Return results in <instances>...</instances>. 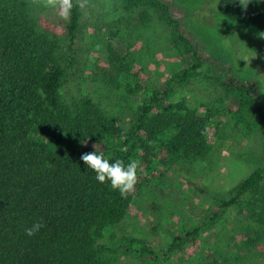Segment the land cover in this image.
I'll return each mask as SVG.
<instances>
[{
    "label": "trees",
    "instance_id": "obj_1",
    "mask_svg": "<svg viewBox=\"0 0 264 264\" xmlns=\"http://www.w3.org/2000/svg\"><path fill=\"white\" fill-rule=\"evenodd\" d=\"M157 1L166 11L161 19L188 45L187 51L199 57L195 45L181 35L174 12L161 0L153 7ZM216 10L223 21L264 32V9H254L253 0L246 8L239 0H217ZM79 21L80 9L73 7L66 25L69 49ZM66 56L58 42L38 28L28 0H0V264H107L104 254L115 250L149 256L152 264H160L170 252L211 230L242 197L251 196L264 211V169L257 168L227 197L217 199V209L199 226L173 237L164 250L101 244L104 233L125 218L137 189L151 183L149 172L209 153L210 121L216 114L208 108H190L184 101L164 102L173 85L197 72L201 65L197 63L154 90L123 126L91 97L65 94L71 66ZM209 71L222 79L217 67L211 65ZM222 86L234 99L229 112L236 124L249 128L257 121L264 139V108L255 83L243 84L229 76ZM94 144L110 162L138 161L135 191L127 199L109 183L98 182L80 159L95 150ZM249 218V226L262 223L253 215ZM35 222L44 227L29 237L25 229Z\"/></svg>",
    "mask_w": 264,
    "mask_h": 264
},
{
    "label": "rangeland",
    "instance_id": "obj_2",
    "mask_svg": "<svg viewBox=\"0 0 264 264\" xmlns=\"http://www.w3.org/2000/svg\"><path fill=\"white\" fill-rule=\"evenodd\" d=\"M154 1L89 0L86 8H79V28L69 49L68 20L28 0L38 28L58 42L71 62L65 94L91 97L123 126L154 90L184 68L201 64L186 82L172 86L164 102L184 101L190 108H208L216 114L210 121L211 150L204 158L177 159L149 172L151 183L137 189L125 218L104 233L100 243L106 247L130 243L134 248L164 250L173 237L199 226L216 210L217 199L227 197L253 170L264 169L258 122L249 128L236 124L229 112L234 99L222 86L229 76L243 84L254 82L264 108V39L259 36L264 32L223 21L217 0H161L174 12L181 35L195 45L196 58L161 19L166 11L159 1L153 7ZM253 7L263 10L264 0H253ZM253 55L250 63L242 60ZM211 65L220 70L222 79L209 71ZM250 215L262 221L258 228L248 225ZM104 258L107 264H152L149 256L121 250L106 252ZM205 262L264 264L260 203L249 195L242 197L211 230L173 250L160 264Z\"/></svg>",
    "mask_w": 264,
    "mask_h": 264
},
{
    "label": "clouds",
    "instance_id": "obj_3",
    "mask_svg": "<svg viewBox=\"0 0 264 264\" xmlns=\"http://www.w3.org/2000/svg\"><path fill=\"white\" fill-rule=\"evenodd\" d=\"M32 4L39 5L44 8L54 9L58 12L63 20H68L73 7L84 9L88 6L89 0H31ZM250 0H239L242 8H246ZM261 39L264 35L259 34ZM256 55L242 57V60L250 63ZM95 149L92 152L84 153L80 159L84 162L87 169H91L95 173V179L103 183H109L114 191H118L122 198L127 199L130 193L135 191L138 180L137 170L139 168L138 161L131 160L127 165L122 160L110 162L105 158L103 152L98 150L97 144L93 145ZM44 225L42 222H35L29 228L25 229V234L29 237L38 233Z\"/></svg>",
    "mask_w": 264,
    "mask_h": 264
}]
</instances>
